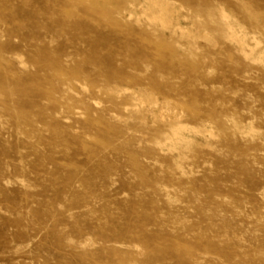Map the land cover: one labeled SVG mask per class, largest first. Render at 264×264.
Here are the masks:
<instances>
[{"label":"rangeland","instance_id":"obj_1","mask_svg":"<svg viewBox=\"0 0 264 264\" xmlns=\"http://www.w3.org/2000/svg\"><path fill=\"white\" fill-rule=\"evenodd\" d=\"M128 1L0 0V264H264V0Z\"/></svg>","mask_w":264,"mask_h":264},{"label":"bare ground","instance_id":"obj_2","mask_svg":"<svg viewBox=\"0 0 264 264\" xmlns=\"http://www.w3.org/2000/svg\"><path fill=\"white\" fill-rule=\"evenodd\" d=\"M127 6H131V8L133 7H138L139 10H141L143 13L141 14L143 16V18L145 17V20L153 23L154 27L156 28L159 27L163 30H167L169 31L168 33L170 34H173L174 33H177L179 34L181 37L182 36H189V32H187L185 29H183L180 24L177 23L178 19L177 17L175 16L176 14H174V7L172 6V2L170 4V2H165V1H160V0H129L128 3H127ZM126 8H124L125 10ZM181 10V9H180ZM130 13V12H129ZM177 13V12H176ZM123 14V9L120 10V11H117L116 12V15L118 16V18L121 17V15ZM125 14V13H124ZM222 15V14H221ZM125 15H123L124 17ZM132 16V13L131 14H128V17ZM176 17V18H175ZM132 18V17H131ZM128 20V18H126ZM138 20V19H137ZM176 20V21H175ZM151 25V24H149ZM238 27V26H237ZM158 28V29H159ZM160 30V29H159ZM165 31V32H167ZM242 31V30H241ZM156 32V31H155ZM240 33V34H239ZM176 34V35H177ZM225 37H227V39L229 40H232L233 42L234 41H237L240 45L239 47L241 46V52H242V44H243V38H244V34H242L241 32H237V31H234V30H230L227 32V34H225ZM226 40V39H225ZM228 42V41H227ZM24 67V66H23ZM120 86V85H119ZM116 87V86H115ZM85 88V87H83ZM124 88V87H123ZM85 90H87L85 88ZM125 90V89H124ZM127 90V89H126ZM129 91V90H128ZM122 92V91H121ZM127 92V91H125ZM111 93V91H110ZM113 93V92H112ZM129 94V93H127ZM114 95V93H113ZM124 95V94H123ZM132 96H133V100L136 101L138 103V108L136 109L137 111L141 108H144V106H150V105H157V100L155 99V97L153 96L152 93L146 91V90H139L138 92H132ZM165 103H163L164 105L163 106H166L168 105V101L165 100L164 101ZM93 103V101H92ZM98 103V102H97ZM98 106V105H97ZM164 109V108H162ZM146 112V111H145ZM161 112H163L161 110ZM79 113V112H78ZM152 115V114H151ZM160 119H164V116L161 114L159 116ZM179 120V119H178ZM177 120V121H178ZM176 121V122H177ZM174 123V122H172ZM205 127V126H204ZM185 127L183 128H175L174 130H172V133H171V137L168 138V140L170 142L172 141H175V139H179V136H180V133L181 131L184 130ZM207 129V128H206ZM203 130V129H202ZM200 132V133H203V131H201L199 128L196 129V130H191V132ZM206 133H209L207 132L206 130L204 131ZM212 132V131H211ZM196 134V133H195ZM210 134V133H209ZM168 135V134H167ZM212 135V133H211ZM203 136V135H202ZM204 138V137H202ZM167 141V140H166ZM138 252V251H137Z\"/></svg>","mask_w":264,"mask_h":264}]
</instances>
